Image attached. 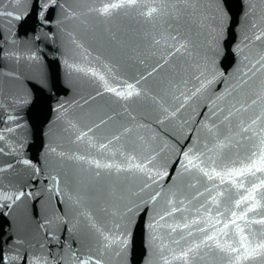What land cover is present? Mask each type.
Masks as SVG:
<instances>
[{
  "label": "water",
  "instance_id": "1",
  "mask_svg": "<svg viewBox=\"0 0 264 264\" xmlns=\"http://www.w3.org/2000/svg\"><path fill=\"white\" fill-rule=\"evenodd\" d=\"M0 264H264V0H0Z\"/></svg>",
  "mask_w": 264,
  "mask_h": 264
}]
</instances>
